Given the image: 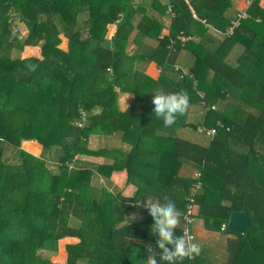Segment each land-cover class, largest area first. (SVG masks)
I'll return each mask as SVG.
<instances>
[{
	"label": "trees",
	"instance_id": "obj_1",
	"mask_svg": "<svg viewBox=\"0 0 264 264\" xmlns=\"http://www.w3.org/2000/svg\"><path fill=\"white\" fill-rule=\"evenodd\" d=\"M248 1L247 17L225 35L239 13L232 0H167L173 15L161 0H0V264H144L149 244L157 253L162 250L143 203L164 195L175 202L182 226L187 214L192 231L199 219L204 229L233 235L223 264H264V77L257 75L264 65V8L261 0ZM10 12L27 30L22 39H10ZM165 13L169 32L160 37ZM209 25L224 34L211 51L203 40ZM180 32L189 39L183 46L176 41L172 52L168 45ZM61 36L67 49L60 47ZM145 39H155L156 46L147 50ZM130 42L135 51L128 50ZM236 44L243 52L238 65L230 66L225 59ZM27 46L37 52L22 55ZM12 47L21 54L11 56ZM181 49L195 56L188 76L174 70ZM149 61L160 69L157 79L139 69ZM28 64L36 65L35 71ZM157 90L185 91L190 105L205 103L198 125L215 128L207 146L174 133L198 125L179 116L165 127L155 116ZM119 92L134 96L124 111L118 107ZM227 93L238 94L259 114L242 118L213 109ZM81 111L86 118L79 127ZM113 133L128 150L88 147L90 135ZM29 140L57 154L58 172L21 148ZM5 145L15 149L17 163L3 158ZM77 155H105L112 162L68 168ZM183 161L196 164L195 178L179 174ZM121 170L126 184L137 186L131 197L91 183L95 173L109 178ZM130 210L145 211V217L124 223ZM232 211L248 214L246 233L223 228ZM65 237L78 241L65 244L63 262L36 254L37 249L57 252ZM200 246L201 254L182 264H212L208 248Z\"/></svg>",
	"mask_w": 264,
	"mask_h": 264
},
{
	"label": "crops",
	"instance_id": "obj_2",
	"mask_svg": "<svg viewBox=\"0 0 264 264\" xmlns=\"http://www.w3.org/2000/svg\"><path fill=\"white\" fill-rule=\"evenodd\" d=\"M165 1L166 0H161L163 4H166ZM248 4H249L248 0H232V7H233L232 9L236 12H240L242 9H246ZM261 5L264 8V0H261ZM161 18L164 21V28L162 29L160 37L162 35H166L169 32L168 25L170 22V17L167 14L162 15ZM223 35H224L223 32H219L215 29L210 28L203 37L206 49L209 51L214 50L215 46L217 45L219 40L222 39ZM132 36L133 34L131 35V38ZM61 37H62L61 45L63 46L60 45V47L63 49H67V39L64 36H61ZM192 38L195 39V37H192ZM156 44H157V41L155 39L143 40V45L147 50L155 47ZM136 49H137V45L130 42L128 45V50L132 52V51H135ZM242 52H243V46L241 44L234 45V47L231 49V51L228 53L225 59L226 63L230 66H237L238 58L240 57ZM175 62L176 64L178 63L177 65H179L185 72H189V70L195 64V56L189 50L181 49L179 53L177 54ZM139 65H140L139 69L142 70L144 74L150 76L153 79L158 78L159 72L157 71V69L159 67L154 61L140 63ZM261 67L262 69L259 70V73L257 75H259V77L262 78L264 77L263 75L264 65L261 64ZM211 76H212V71H209L208 79H207L208 81L211 80L210 79ZM194 82L195 81L193 80V84ZM198 94L202 96L203 92L200 91L198 92ZM235 96L238 98H233L231 95L227 93L223 99H220L216 103H214L212 105V108L216 109L220 113L225 114L227 116H236V117H242V118L250 114L252 115L259 114V110L256 107L242 103L243 100L240 98L238 94ZM133 99H134L133 94L119 92L118 100H117L119 109L122 111L127 109L130 106V104L133 102ZM232 104L235 106H233ZM207 108L208 107L205 106V103L202 101H200V103L191 104L183 117V122H185L186 124L187 123L196 124V125L200 124L202 122V118ZM200 127H204V126L198 125L196 129H192L191 127H188V126H180L179 128H182L180 132H177L175 130L174 133L177 137L188 140L194 144H198L201 146H207L203 140L199 142L198 136L194 138L193 137L194 134L187 130V129H190L192 131L200 132L198 130ZM113 138H115L116 140H113ZM23 143H31L32 146H35L36 148L40 149L38 150V152L28 151L32 155L36 157H40V153H42V146L38 142L29 140V141H23ZM23 143H22V146H23ZM22 146L21 148L24 149V147ZM88 147L94 150H97V149L103 150V149H112V148H121L123 150L129 149L128 148L129 145L121 141L119 133H113L112 135L92 134L88 138ZM42 159L44 160V163L47 165L48 162L46 161V159L45 158H42ZM111 162H112V158H109L105 155H102V156L77 155L75 159L72 161V163H70L67 166L68 168H73L77 166L84 167V165H88L89 163L91 164V167H93V164L96 165V164L111 163ZM195 165L196 164L192 161H183L179 169V174L181 176L195 178L197 176L196 174L197 168L195 167ZM91 183L93 186H96V188H104L108 192H112V193L121 192L126 197L133 196L137 189V186L134 184H126V172L123 170L113 172L109 178L103 177L99 175L98 173H95L92 176ZM113 187L116 188V190H114ZM133 214H136V219H133ZM144 217H145V211L142 212L140 210H130L125 216L124 223H130L134 220L143 219ZM72 220H75V219H72ZM181 226L182 224H181V218H180V224L178 228H182L184 225L182 227ZM193 231L195 235L194 242L208 248V260L211 261L210 263L223 264L227 260L228 252L226 249L227 247L226 243L229 238L233 237V235L227 234L225 232L223 233V231H211V230L204 229L199 219L195 220L193 224ZM77 241H78V238H74V237H69V238L65 237V238L59 239L57 252H58V255H60L59 256L60 258L56 260H51V259L49 260L63 262L66 257L65 244L73 243ZM209 255H214L215 258L213 259V257H210ZM219 255L222 256V259H220ZM147 256H148V253L146 255L144 264H146Z\"/></svg>",
	"mask_w": 264,
	"mask_h": 264
},
{
	"label": "clouds",
	"instance_id": "obj_3",
	"mask_svg": "<svg viewBox=\"0 0 264 264\" xmlns=\"http://www.w3.org/2000/svg\"><path fill=\"white\" fill-rule=\"evenodd\" d=\"M26 67L30 71H35L36 65L28 64ZM152 104L155 116L162 119L165 127H171L176 123L177 118L188 110L190 97L185 91L166 93L157 90L154 92ZM143 207L153 218L151 232L157 236L156 247L162 250L157 253L149 244L146 249L148 253L146 264H159L157 256L165 264H182L186 258L190 259L201 254V246L193 241V237L188 232L182 235L176 234L181 213L169 196L164 195L162 199L147 197ZM133 219H136V214H133Z\"/></svg>",
	"mask_w": 264,
	"mask_h": 264
},
{
	"label": "rangeland",
	"instance_id": "obj_4",
	"mask_svg": "<svg viewBox=\"0 0 264 264\" xmlns=\"http://www.w3.org/2000/svg\"><path fill=\"white\" fill-rule=\"evenodd\" d=\"M9 18H10V21L12 22L11 23V35H10V39L12 37H14V36H16L18 39H22L26 35V31H27L26 28H25V26L23 25V23L19 22V19H18V16L16 15V13L10 12L9 13ZM132 38H133V36H132ZM61 44H62V42H61ZM133 44H135V43H133ZM61 46H63V45H61ZM35 52H37V48H32V47L27 46V47H25L23 49L22 55H25L26 56V55H30V54L35 53ZM9 54L11 56L15 57V56L20 55L21 52L17 48L12 47L9 50ZM181 117H184V115L181 116ZM178 128L176 129V131L177 132H180V130L182 128H179V129ZM187 130L194 134L193 135L194 138H196V136H198L199 142H201L203 140L206 145H208L211 137L213 136V135H210V134H208L206 132H203L202 133V132L192 131L190 129H187ZM113 140H116V139L113 138ZM35 145H36V143H35ZM22 147H24V149H25L26 152H28V151L29 152H32L27 147H31L34 152H38V150H40V149L36 148L35 146H32L31 143H28L26 145L23 143V146ZM3 156H4L3 158L5 160H7L8 163H10V162L11 163H17V161H19V158L17 157L16 152H15V149L13 147L9 146V145H5L4 155ZM40 156L43 157V158H45L46 161L48 162V163L46 162L47 163V165H46L47 168L51 169L54 172H58V168H57L58 166H57V163H56L57 154H55L53 152L51 153V152H44V151H42V153H40ZM40 159H42V158H40ZM94 183H95V181H94ZM113 189L116 190V188H114V187H113ZM36 254L37 255L46 256L47 258H49L51 260H56V259H59L60 258L59 257L60 255H58V252H51V251H49V250L47 251L45 249L44 250L43 249L42 250L41 249H37ZM209 256L210 257H213V259L215 258L214 255H209ZM223 256H224V254H223ZM219 257H220V259H222V256L221 255H219Z\"/></svg>",
	"mask_w": 264,
	"mask_h": 264
},
{
	"label": "built area",
	"instance_id": "obj_5",
	"mask_svg": "<svg viewBox=\"0 0 264 264\" xmlns=\"http://www.w3.org/2000/svg\"><path fill=\"white\" fill-rule=\"evenodd\" d=\"M165 3H166V13L169 14V15H173V12H172V10H171V5L167 2V0L165 1ZM192 16H193L194 18H197V15H196L194 12H192ZM246 17H247L246 9H242V10L238 13L237 17H236L235 19L232 20L231 25L226 29V31L224 32V34H225V35H230V34L233 32L234 28L239 24L240 20H241V19H244V18H246ZM209 26H210V25H209ZM210 28H212V27L210 26ZM188 39H189L188 36H186V35H184L182 32H180V33L176 36L175 39H171V40H170V44L168 45L169 50H171L172 52H176V51H177V48H176V41H179L180 44H181V46H183V44H184ZM174 70L179 71L180 74H181V76H184V75H187V76H188V75H190L189 72H185V71H184L179 65H177V64H175V66H174ZM157 71L159 72L160 69L158 68ZM85 118H86L85 113H84L83 111H81L80 119H79V120H76L75 124H76L77 126H79V127H82L83 124L85 123V122H84V121H85ZM198 130H199L200 132H206V133H208V134H210V135H214V133H215V128H211V129H209V131H206V129H205L204 127H200ZM199 185H200V184H199ZM199 185H198V186H199ZM187 213H190V210H188ZM183 218H184V226L182 227L181 233L183 234L184 232H188V233L193 237V240H194L195 235H194V232L192 231V226H191V224H192V222H193V219H192L190 216H188L187 214H185Z\"/></svg>",
	"mask_w": 264,
	"mask_h": 264
},
{
	"label": "water",
	"instance_id": "obj_6",
	"mask_svg": "<svg viewBox=\"0 0 264 264\" xmlns=\"http://www.w3.org/2000/svg\"><path fill=\"white\" fill-rule=\"evenodd\" d=\"M138 1V0H136ZM143 3L149 4L152 0H139ZM250 226V219L244 211H232L229 214L226 228L229 232L244 234Z\"/></svg>",
	"mask_w": 264,
	"mask_h": 264
}]
</instances>
